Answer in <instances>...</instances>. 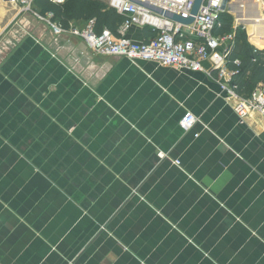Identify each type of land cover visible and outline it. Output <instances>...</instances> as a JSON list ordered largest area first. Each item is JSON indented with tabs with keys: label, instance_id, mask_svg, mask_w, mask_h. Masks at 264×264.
<instances>
[{
	"label": "crops",
	"instance_id": "obj_1",
	"mask_svg": "<svg viewBox=\"0 0 264 264\" xmlns=\"http://www.w3.org/2000/svg\"><path fill=\"white\" fill-rule=\"evenodd\" d=\"M14 5L0 0V264H264L263 115L240 119L207 64L101 56Z\"/></svg>",
	"mask_w": 264,
	"mask_h": 264
},
{
	"label": "built area",
	"instance_id": "obj_2",
	"mask_svg": "<svg viewBox=\"0 0 264 264\" xmlns=\"http://www.w3.org/2000/svg\"><path fill=\"white\" fill-rule=\"evenodd\" d=\"M35 0H12L23 12H32ZM124 18L114 35L108 30L101 34L94 32V22L89 21L84 28L67 30L48 21L56 35L69 33L80 37L94 53L101 56H115L130 61L155 62L161 66L174 67L181 71H209L216 74L220 88L236 100V111L240 119L252 112L264 117V83L258 85L247 98L237 94L238 86L232 83L234 72L228 69L229 51L233 46V35L217 36L221 28V15L227 12V0H202L198 14L190 25L171 20L172 15L183 19L191 17L195 0H104ZM55 3H62L56 0ZM33 15L43 20L36 13ZM51 18V15L49 16ZM134 26L148 27L156 33L154 38L135 43L127 38ZM192 113H185L179 122L183 133H189L197 123ZM197 137V135H195ZM179 166V162L175 161Z\"/></svg>",
	"mask_w": 264,
	"mask_h": 264
},
{
	"label": "trees",
	"instance_id": "obj_3",
	"mask_svg": "<svg viewBox=\"0 0 264 264\" xmlns=\"http://www.w3.org/2000/svg\"><path fill=\"white\" fill-rule=\"evenodd\" d=\"M55 1L35 0L32 11L44 18L51 15L50 22L63 30H67L72 23L93 21L96 34L108 30L115 35L124 21L104 0H62V4H56ZM238 1L240 0H234L233 3ZM244 16L242 20L245 21ZM221 21L222 26L215 35H233L227 65L235 73L232 83L238 86L237 94L247 98L258 85L264 83V49L252 47L245 30L234 27L232 19L226 13L221 15ZM250 29L252 42L256 46H264V25L254 20ZM142 33L146 42L156 34L148 27L143 28Z\"/></svg>",
	"mask_w": 264,
	"mask_h": 264
},
{
	"label": "rangeland",
	"instance_id": "obj_4",
	"mask_svg": "<svg viewBox=\"0 0 264 264\" xmlns=\"http://www.w3.org/2000/svg\"><path fill=\"white\" fill-rule=\"evenodd\" d=\"M234 0H227V2L229 3V5L227 6V16H229L231 19H232V22H233V25L234 27H240V28H243L248 36V42L250 43V45L252 47H254L255 49H258V50H262L264 48H258L256 47L255 45H253L251 43V40H250V36H249V29L248 27H246L245 25H242V24H236V21H235V17L233 15V13H235L238 17H241L242 15H239L237 11H235L236 9H234V7L238 8L239 10V7L243 5V3H248V4H254L253 2L255 0H240L238 1V3H233ZM56 4H62V3H56ZM14 5V4H13ZM236 5V6H235ZM15 6V5H14ZM260 8V9H259ZM241 11L243 10V13H244V18L247 20H251L252 19V16L253 14L252 13H249V11L245 8V7H242L240 9ZM255 13H256V17L255 19L257 18H260L261 20H264V0H259L258 4H255ZM258 15V16H257ZM262 17V18H261ZM254 18V17H253Z\"/></svg>",
	"mask_w": 264,
	"mask_h": 264
},
{
	"label": "bare ground",
	"instance_id": "obj_5",
	"mask_svg": "<svg viewBox=\"0 0 264 264\" xmlns=\"http://www.w3.org/2000/svg\"><path fill=\"white\" fill-rule=\"evenodd\" d=\"M243 1V0H242ZM259 0H255L253 3L254 4H248V3H243L242 6L239 7V10L238 8L235 10L238 12L239 15H242L243 14V10L241 11L240 9L242 7H245L249 12H251L253 14V17H254V20L255 21H259L261 22L263 25H264V20H261L260 18H256V13H255V4H258ZM260 9V8H259ZM234 17H235V21H236V24H242V25H245L246 27H248L249 29V32H250V26L248 24H246L242 19H243V15L241 17H238L235 13H233ZM258 16V15H257ZM262 18V17H261Z\"/></svg>",
	"mask_w": 264,
	"mask_h": 264
},
{
	"label": "water",
	"instance_id": "obj_6",
	"mask_svg": "<svg viewBox=\"0 0 264 264\" xmlns=\"http://www.w3.org/2000/svg\"><path fill=\"white\" fill-rule=\"evenodd\" d=\"M3 1L11 2L12 0H3ZM201 4H202V0H195L193 9L191 11V17H189L188 19H183L180 16L172 15L171 20H173L176 23L183 24V25L192 24L194 22V17L198 14Z\"/></svg>",
	"mask_w": 264,
	"mask_h": 264
}]
</instances>
